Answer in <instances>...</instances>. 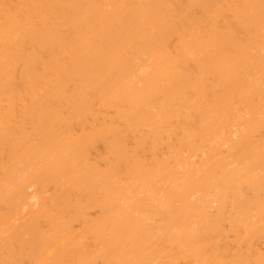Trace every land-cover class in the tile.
Returning <instances> with one entry per match:
<instances>
[{
	"label": "bare ground",
	"instance_id": "6f19581e",
	"mask_svg": "<svg viewBox=\"0 0 264 264\" xmlns=\"http://www.w3.org/2000/svg\"><path fill=\"white\" fill-rule=\"evenodd\" d=\"M0 264H264V0H0Z\"/></svg>",
	"mask_w": 264,
	"mask_h": 264
},
{
	"label": "snow or ice",
	"instance_id": "6c2138e0",
	"mask_svg": "<svg viewBox=\"0 0 264 264\" xmlns=\"http://www.w3.org/2000/svg\"><path fill=\"white\" fill-rule=\"evenodd\" d=\"M6 8L8 7V6H5Z\"/></svg>",
	"mask_w": 264,
	"mask_h": 264
}]
</instances>
